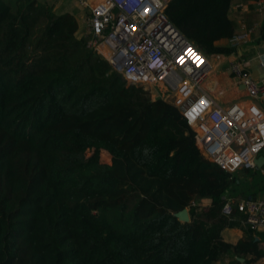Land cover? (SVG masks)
<instances>
[{
  "label": "trees",
  "instance_id": "obj_1",
  "mask_svg": "<svg viewBox=\"0 0 264 264\" xmlns=\"http://www.w3.org/2000/svg\"><path fill=\"white\" fill-rule=\"evenodd\" d=\"M16 1L14 10L0 0V264L263 256L264 232L255 238L241 212L222 206L264 189V163L229 171L205 158L181 111L111 69L76 35L71 11ZM231 1L170 0L164 11L205 53H229L215 41L235 30ZM252 1L263 10L259 42L264 0ZM183 208L188 220L177 216ZM226 226H240L243 237L224 240ZM247 253L253 258L239 259Z\"/></svg>",
  "mask_w": 264,
  "mask_h": 264
},
{
  "label": "built area",
  "instance_id": "obj_2",
  "mask_svg": "<svg viewBox=\"0 0 264 264\" xmlns=\"http://www.w3.org/2000/svg\"><path fill=\"white\" fill-rule=\"evenodd\" d=\"M84 8L86 45L102 55L128 83L140 85L151 99L175 105L195 131L200 153L226 170L256 168L264 150V76L254 77L239 59L228 62L229 73L247 94L220 105L205 86L212 58L186 38L169 20L170 0H74ZM257 9L262 10L260 2ZM240 20L229 36L234 49L251 35ZM264 73V56H258ZM243 214L242 222L264 232V196L226 197L222 212ZM264 244V239H263Z\"/></svg>",
  "mask_w": 264,
  "mask_h": 264
},
{
  "label": "crops",
  "instance_id": "obj_3",
  "mask_svg": "<svg viewBox=\"0 0 264 264\" xmlns=\"http://www.w3.org/2000/svg\"><path fill=\"white\" fill-rule=\"evenodd\" d=\"M258 2L252 0H232L228 9V16L235 23V30L239 28L240 20H244L248 26L253 27V31L249 38L243 41L238 47L229 53L224 52H211L208 53L213 62V68L221 65V72H216L212 70L206 80L205 86L211 88V93L215 95V100L220 105H226L231 101L238 100L239 102L245 103L248 101V96L245 93L243 86L231 76L228 70V62L232 59H239L243 62L245 66L250 70L254 77L264 76L263 70L260 68L258 63V56H264V40L259 42L254 39L259 34L260 22L263 16V10L259 11L257 9ZM77 20V19H76ZM78 22V21H77ZM79 28V24H78ZM216 44L228 45L229 37H223L215 41ZM220 82V83H219ZM222 82V83H221ZM222 86V87H221ZM223 86L226 88L224 89ZM230 89L231 91H227ZM216 93V94H215ZM224 93L227 95L224 97ZM264 163V162H263ZM264 189L257 193L256 197H263ZM201 202L203 204H208V198H202ZM222 238L226 241L235 243L239 238L243 237L244 231L240 226L224 227L221 231ZM255 238H257L255 236ZM259 238V237H258ZM257 238V239H258ZM259 246L264 250L263 240L259 241ZM253 253H247L245 257H241L242 261L250 260L253 258ZM230 256H224L223 262H227ZM217 263H221L220 260ZM246 264H264V255L253 260L246 262Z\"/></svg>",
  "mask_w": 264,
  "mask_h": 264
},
{
  "label": "rangeland",
  "instance_id": "obj_4",
  "mask_svg": "<svg viewBox=\"0 0 264 264\" xmlns=\"http://www.w3.org/2000/svg\"><path fill=\"white\" fill-rule=\"evenodd\" d=\"M9 1L12 5V8L15 10L16 5H19V3L17 1L15 2V0H9ZM21 2H23V1H21ZM37 2L43 3L46 7L50 8V11H54L55 13H59V12L66 11V10L71 11L75 15V17L78 21V24H79V28H78V31H76V35L78 37L84 36V33H85L84 30H85V26H86L85 16H84L85 10H84V8L79 6L74 0H37ZM212 70L219 73L224 69H222L221 65H218L217 67L215 66ZM223 88L225 89L226 87L223 86ZM230 91L231 90L228 89L227 95H230V94H228V92H230ZM227 95L224 93V97H226ZM100 157L104 161L108 160L107 153H105V152H102Z\"/></svg>",
  "mask_w": 264,
  "mask_h": 264
},
{
  "label": "water",
  "instance_id": "obj_5",
  "mask_svg": "<svg viewBox=\"0 0 264 264\" xmlns=\"http://www.w3.org/2000/svg\"><path fill=\"white\" fill-rule=\"evenodd\" d=\"M264 162V155L260 154L257 158H256V163L258 166H261ZM177 216L181 219V220H188V212H187V208H183L182 210H180L177 213ZM240 260H242V258L239 257Z\"/></svg>",
  "mask_w": 264,
  "mask_h": 264
}]
</instances>
